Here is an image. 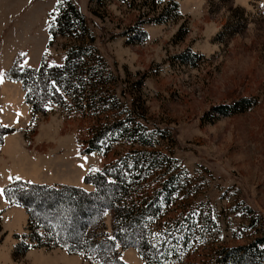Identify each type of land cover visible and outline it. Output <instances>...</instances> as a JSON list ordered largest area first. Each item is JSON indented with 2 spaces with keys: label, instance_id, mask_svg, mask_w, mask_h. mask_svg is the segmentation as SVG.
<instances>
[{
  "label": "rangeland",
  "instance_id": "1",
  "mask_svg": "<svg viewBox=\"0 0 264 264\" xmlns=\"http://www.w3.org/2000/svg\"><path fill=\"white\" fill-rule=\"evenodd\" d=\"M61 1L0 0V126L13 129L2 138L0 149L4 143L10 156H0V171L11 166L29 177L25 182L90 191L82 181L89 170L133 150L112 140L103 157L81 154L91 123L87 114L62 98L46 114L32 115L20 84L4 78L14 60L60 65L76 45L98 73L96 122L118 118L154 136L153 149L174 162L181 192L197 204L195 214L214 225L215 245L245 246L264 238V0H174L176 17L168 10L160 22L149 19L161 3L68 0L84 28L46 46L47 26ZM138 31L145 33L141 40ZM181 53L195 56L183 62ZM240 97L249 100L242 111L211 115L210 107ZM27 161L38 163L31 173ZM43 165L47 170L40 172ZM103 223L109 232V215ZM25 226L23 209L4 202L0 190V264H88L53 249L13 255L26 240ZM117 251L123 264H145L131 248ZM201 254L198 249L182 264L206 263Z\"/></svg>",
  "mask_w": 264,
  "mask_h": 264
},
{
  "label": "trees",
  "instance_id": "2",
  "mask_svg": "<svg viewBox=\"0 0 264 264\" xmlns=\"http://www.w3.org/2000/svg\"><path fill=\"white\" fill-rule=\"evenodd\" d=\"M148 2L151 7L162 4L149 21H164L163 14L168 10L174 17L178 13L174 0ZM77 26L84 28L79 11L68 0L58 2L47 26L46 46L58 35L73 36ZM138 33L141 40L145 33ZM81 52L78 46H69L60 65L41 58L37 66H22L14 60L4 78L20 84L23 102L32 115L46 114L47 106L62 98L70 99L79 112L87 114L91 123L79 148L81 154L98 153L103 157L112 140L133 150L98 170H89L82 181L91 186L90 191L11 178L1 190L2 198L26 215V240L17 243L13 255H22L29 248H58L68 255L82 256L88 264H123L118 246L120 251L135 250L145 264H182L183 258L193 256L198 249L211 264H264V238L245 246L215 245L214 225L208 223V217L195 214L193 196L181 192L179 173L171 166L174 162L153 149L152 134L118 118L96 122L100 82ZM177 56L184 62L195 54ZM248 104L247 98L240 97L214 105L210 111L212 116H228ZM131 108L136 111L134 103ZM12 132V128L0 126V145L2 138ZM105 215L110 217L109 232L103 223Z\"/></svg>",
  "mask_w": 264,
  "mask_h": 264
},
{
  "label": "crops",
  "instance_id": "3",
  "mask_svg": "<svg viewBox=\"0 0 264 264\" xmlns=\"http://www.w3.org/2000/svg\"><path fill=\"white\" fill-rule=\"evenodd\" d=\"M8 136H5L4 137V139H6ZM5 141V140H4ZM19 144H20V142H19ZM3 146H4V143H3ZM1 147V149H0V156L1 157H4L5 155H7V157H9L10 156V149L8 150V151H6V150H4V147ZM19 151H21V148L19 149ZM18 151V152H19ZM12 153H14V150L13 151H11ZM6 153V154H5ZM9 154V155H8ZM16 153H14L13 155H12V157L15 159V158H17L16 157ZM24 164H25V166H26V170H27V173H31L32 171H33V167H34V165H36V164H38V163H36V162H33V163H31V161L29 162V161H27V162H24ZM27 164H28V166H27ZM38 169L40 170V167H38ZM45 169L47 170V166L45 167L44 165H43V167H42V171H40V172H44L45 171ZM13 177H15V178H19V179H21V180H23V181H30V179H29V177H23V176H21V175H19V173L17 172V171H15V169H13V168H11V166H10V168L8 169H4V170H2V171H0V190H2V188L8 183V182H10V180H11V178H13ZM4 201V200H3ZM5 202V201H4ZM53 250H58V251H63V250H60V249H58V248H56V249H53ZM64 252V251H63Z\"/></svg>",
  "mask_w": 264,
  "mask_h": 264
}]
</instances>
